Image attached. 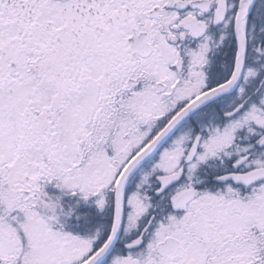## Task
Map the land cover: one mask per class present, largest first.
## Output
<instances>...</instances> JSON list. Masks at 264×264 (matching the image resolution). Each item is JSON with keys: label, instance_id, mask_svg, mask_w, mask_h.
Here are the masks:
<instances>
[{"label": "snow or ice", "instance_id": "1", "mask_svg": "<svg viewBox=\"0 0 264 264\" xmlns=\"http://www.w3.org/2000/svg\"><path fill=\"white\" fill-rule=\"evenodd\" d=\"M0 264H264V0H0Z\"/></svg>", "mask_w": 264, "mask_h": 264}]
</instances>
